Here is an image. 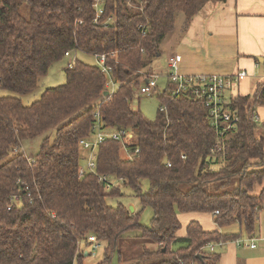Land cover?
I'll use <instances>...</instances> for the list:
<instances>
[{
  "label": "trees",
  "instance_id": "obj_1",
  "mask_svg": "<svg viewBox=\"0 0 264 264\" xmlns=\"http://www.w3.org/2000/svg\"><path fill=\"white\" fill-rule=\"evenodd\" d=\"M210 1L225 0H101L96 17L94 0H0V89L32 92L50 65L72 51L92 59L105 53L116 83L107 88L97 65L76 58L64 83L30 105L0 95V264H82L90 234L102 248L98 264L121 261L130 237L141 242L131 256L136 264H217L220 254L205 245L242 237L205 230L193 219L183 227L181 213H208L217 228L237 222L253 235L264 206V122L257 121L264 78L252 93L228 98L238 122L219 150L205 103L172 96L171 84L158 95L165 112L158 108L153 120L131 105L161 56L160 43L176 29V15L183 16L182 30ZM96 111L105 131L132 133L125 156L111 138L97 147V173L120 180L110 189L91 172L78 174V141L89 135ZM55 126L34 157L12 153ZM255 186L260 190L252 194ZM122 187L137 197L139 210L107 204L126 196ZM146 206L153 210L148 225L139 220Z\"/></svg>",
  "mask_w": 264,
  "mask_h": 264
},
{
  "label": "crops",
  "instance_id": "obj_2",
  "mask_svg": "<svg viewBox=\"0 0 264 264\" xmlns=\"http://www.w3.org/2000/svg\"><path fill=\"white\" fill-rule=\"evenodd\" d=\"M179 28L180 25L176 26L160 43L161 56L151 63L152 74L163 72L167 58L175 54L179 59V72L187 75L246 71L247 76L227 91L228 96L252 93L264 78V0L210 1L192 17L186 28ZM257 121L264 122V107L258 109ZM183 214L192 215L190 220H198L205 230L223 232L216 227L211 214ZM241 238L255 239L254 247L238 245L235 240L224 242L215 248L220 254L217 264H264L261 231L255 229L251 237ZM86 251L84 248V255Z\"/></svg>",
  "mask_w": 264,
  "mask_h": 264
},
{
  "label": "built area",
  "instance_id": "obj_3",
  "mask_svg": "<svg viewBox=\"0 0 264 264\" xmlns=\"http://www.w3.org/2000/svg\"><path fill=\"white\" fill-rule=\"evenodd\" d=\"M94 12L96 17L102 12L101 0H94L93 2ZM96 22V18L94 19ZM144 30V25H140ZM69 52H65V56H69ZM93 63L98 66L101 73L107 77V88H115L116 83L111 76V66L107 62V56L105 53H94ZM179 59L175 54L170 55L167 58L166 72L158 74H150L146 76L140 84L138 93L145 94L147 96H154L161 94L166 85L169 83L173 86L171 89L172 96H185L194 97L205 103L207 106L209 121L215 131V148L218 150L221 148L224 140V133L229 129L234 128L238 122V117L232 114L227 106V101L230 96L226 93L236 84L240 78L246 77L247 72L244 70L231 74H192L187 75L180 73L178 70ZM159 78L165 79L163 87H159ZM108 93V92H107ZM159 110L165 112V106L160 105ZM94 122L91 126L88 136L80 138L78 141V148L83 160L78 166L79 176H83L86 173H93L96 175L97 180L105 182L106 189H110L116 186L117 179H111L107 175L99 174L96 171V151L100 143L106 138L119 141L122 146V151L128 153L127 145L132 139V133L126 129H116L113 131H105L103 129V123L101 115L98 111L93 114ZM182 158L184 156L182 155ZM169 165V164H167ZM12 200L18 201V196H13ZM264 240V238L262 239ZM88 241L91 243V250L95 251L99 245L97 238L90 234ZM248 241L249 244H248ZM255 239L238 238L235 243L238 245L247 244L250 247H254ZM224 244V242H209L205 245V248L210 251H215L217 246Z\"/></svg>",
  "mask_w": 264,
  "mask_h": 264
},
{
  "label": "rangeland",
  "instance_id": "obj_4",
  "mask_svg": "<svg viewBox=\"0 0 264 264\" xmlns=\"http://www.w3.org/2000/svg\"><path fill=\"white\" fill-rule=\"evenodd\" d=\"M183 16L181 13H178L176 15V25H180V22L182 21ZM81 59L87 63H93V59L90 57V55L83 53L81 51H72L70 52V56H64L61 60L52 63L46 73V75L42 76L39 78L38 83L36 88L25 95H18L16 92L7 90V89H0V95H9V96H15L19 97L23 105H30L34 101L38 100L40 95L43 93V91L47 88L50 87H55L58 86L65 81V68L73 62L75 59ZM166 72V69H164V72ZM159 87H163L165 84V79L164 78H159ZM251 86V84H250ZM250 86L248 90H250ZM131 105L134 109H138L143 116L148 119V120H153L156 116L157 110L160 106V101L158 98V95L154 96H147L145 94H140L137 93L135 97L133 98ZM55 129L56 126L49 129L48 131L42 133L39 136H36L31 139H26L23 140L21 144V148L15 149L12 153L16 152H23L27 158H32L36 155L40 143L42 139L45 137H49L52 139L55 136ZM11 153V155H12ZM124 156L126 155L125 152H123ZM119 181L116 182V185L118 184ZM148 185L147 182H144L143 187L146 188ZM261 187V186H260ZM259 186H255L253 191L251 192L252 194H257L258 191L260 190ZM122 191L125 192L126 196H120L116 198H110L107 199V204L110 206H115L118 202H122L127 206L134 207L136 210H139L141 208L139 204V200L137 199L136 196H134L130 189L123 188L121 189ZM261 215L259 219L255 222V229L258 231H261V234L264 235V206L263 209L261 210ZM153 215V210L151 207L146 206L140 213V223L144 225H148L150 223V220ZM192 215L189 214H180V220L182 222V225L184 227V223L188 222L191 218ZM224 232H232V233H239L241 231V235L245 236L244 231H243V226L237 222L232 223L228 226H224L223 228ZM183 230V228L181 229ZM132 234H138V232H130L127 233L126 236L132 235ZM141 242L137 239H133L130 237L128 240H126L122 248L124 249L122 254V259L121 261L118 260V256H114L112 259V262L110 264H136V260H132L133 255H135V251L133 249H137ZM86 248V253H89L87 256L82 257V264H98L102 260V248L97 249L95 251L91 250V247L87 246L85 247L83 244L81 245V249ZM122 251V249H121Z\"/></svg>",
  "mask_w": 264,
  "mask_h": 264
},
{
  "label": "water",
  "instance_id": "obj_5",
  "mask_svg": "<svg viewBox=\"0 0 264 264\" xmlns=\"http://www.w3.org/2000/svg\"><path fill=\"white\" fill-rule=\"evenodd\" d=\"M104 94H107V92H104ZM130 210L132 211L133 210V207H130Z\"/></svg>",
  "mask_w": 264,
  "mask_h": 264
}]
</instances>
